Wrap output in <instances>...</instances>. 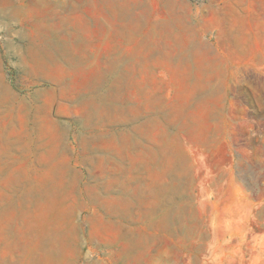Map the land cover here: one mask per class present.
<instances>
[{"label":"rangeland","instance_id":"1","mask_svg":"<svg viewBox=\"0 0 264 264\" xmlns=\"http://www.w3.org/2000/svg\"><path fill=\"white\" fill-rule=\"evenodd\" d=\"M13 1L0 264H264V0Z\"/></svg>","mask_w":264,"mask_h":264},{"label":"bare ground","instance_id":"2","mask_svg":"<svg viewBox=\"0 0 264 264\" xmlns=\"http://www.w3.org/2000/svg\"><path fill=\"white\" fill-rule=\"evenodd\" d=\"M7 6H8V5H7ZM5 8H6V7H5ZM116 16H117V15H116ZM117 22H118V21H117ZM121 22H122V21H121ZM131 22H132V21H131ZM131 22H130V24H131ZM133 22H134V21H133ZM118 27H120V26H118ZM121 28H122V24H121ZM119 31H120V30H119ZM62 59H63V58H62ZM65 61H67V60H65ZM61 65H63V64L61 63ZM63 66H64V65H63ZM38 75H39V74H38ZM34 76H35V75H34ZM36 77H37V76H36ZM93 77H94V76H93ZM37 78H38V77H37ZM115 80H116V79H115ZM87 82H88V81H87ZM115 82H116V81H115ZM117 82H118V81H117ZM117 82H116V83H117ZM120 82H121V81H120ZM95 85H96V84H95ZM61 86H63V85H61ZM120 86H121V85H120ZM83 87H84V86H83ZM83 87H81V88H83ZM118 88H119V86H118ZM64 89H65V88H64ZM96 89H97V87H96ZM98 89H99V88H98ZM79 91H80V90H79ZM82 92H83V91H82ZM96 92H97V91H96ZM9 93H10V92H9ZM85 93H86V92H85ZM102 94H103V93H102ZM76 95H77V94H76ZM106 95H107V94H106ZM11 96H12V95H11ZM76 97H77V96H76ZM10 99H11V98H10ZM73 99H74V98H72V100H73ZM64 100H65V99H64ZM109 100H110V99H109ZM90 101H91V100H90ZM97 103H98V102H97ZM2 104H3V103H2ZM94 104H96V102H95ZM99 104H100V103H99ZM96 105H97V104H96ZM96 105H94V106H96ZM99 106H100V105H99ZM96 107H97V106H96ZM96 107H95V108H96ZM107 107H108V106H107ZM90 108H91V107H90ZM92 108H94V107L92 106ZM99 108H101V107H99ZM110 108L112 109L113 107H110ZM96 109H98V108H96ZM96 109H95V110H96ZM103 109H104V108H103ZM106 109H107V108H106ZM111 109H109V112H111V111H110ZM114 109H115V108H114ZM95 110H94V111H95ZM76 111H77V110H76ZM86 111H87V110H86ZM94 111L91 110V113L94 112ZM100 111H101V110H100ZM104 111H105V110H104ZM107 112H108V111H107ZM95 113H96V111H95ZM106 114H107V113H106ZM112 114H113V113H112ZM124 114H125V113H124ZM92 116H94V114H93ZM92 116H91V117H92ZM105 116H106V115H105ZM101 117H102V116H101ZM127 117H128V116H127ZM138 117H139V116H138ZM138 117H137V119H138ZM99 118H100V117H99ZM128 118H129V117H128ZM92 119H93V118H92ZM95 119H98V118H95ZM119 119H120V118H118V120H119ZM121 119H122V118H121ZM79 120H80V119H79ZM99 120H100V119H99ZM103 120H104V119H103ZM126 120H127V119H126ZM130 120H132V119H130ZM133 120H134V119H133ZM86 121L88 122L89 120H86ZM96 121H97V120H96ZM87 122H86V123H87ZM102 122H103V121H102ZM118 122H119V121H118ZM86 123H85V124H86ZM106 123H107V122H106ZM120 123H121V122H120ZM124 123H125V122H124ZM127 123H128V121H127ZM87 124H88V123H87ZM113 124H114V123H113ZM80 125H81V124H80ZM93 125H94V124H93ZM114 125H115V124H114ZM94 126H95V125H94ZM137 127H138V126H137ZM119 133H120V132H119ZM131 133H132V132H131ZM117 134H118V133H117ZM95 135H98V134H95ZM81 137L83 138V135H82ZM84 137H85V136H84ZM93 137H94V136H93ZM93 137H92V138H93ZM112 140H113V139H112ZM85 141H86V140H85ZM85 141H84V142H85ZM13 144H14V143H13ZM116 144H117V143H116ZM139 145H140V144H139ZM106 152H107V151H106ZM110 153H111V152H110ZM110 155H111V154H110ZM87 157H88V156H87ZM102 157H103V156H102ZM107 157H108V156H107ZM92 161H93V160H92ZM87 162H88V161H87ZM90 162H91V161H90ZM102 162H104V161H102ZM116 162H117V161H116ZM92 163H93V162H92ZM85 165H86V164H85ZM86 167H88V166H86ZM89 169H91V166H90ZM64 171H65V170H64ZM2 172H3V171H2ZM86 173H87V172H86ZM102 173H103V171H102ZM104 174H105V173H104ZM87 175H88V174H87ZM110 175H111V174H110ZM87 177H90V176L88 175ZM67 179H68V178H67ZM93 179H94V178H93ZM93 179H92V180H93ZM66 181H67V180H66ZM109 181H110V180H109ZM116 181H117V180H116ZM118 181H119V180H118ZM118 181H117V183H118ZM98 182H99V181H98ZM99 184H100V182H99ZM109 187H111V186H109ZM113 190H114V189H113ZM108 192H109V191H108ZM114 192H116V191H114ZM29 193H30V191H29ZM99 195H100V194H99ZM110 196H111V195H110ZM107 197H108V196H107ZM94 200H95V199H94Z\"/></svg>","mask_w":264,"mask_h":264},{"label":"crops","instance_id":"3","mask_svg":"<svg viewBox=\"0 0 264 264\" xmlns=\"http://www.w3.org/2000/svg\"><path fill=\"white\" fill-rule=\"evenodd\" d=\"M17 2L13 0H0V10H3L4 13L5 11L10 12L14 16V13L21 8V5H17ZM233 9L237 10L238 7H233Z\"/></svg>","mask_w":264,"mask_h":264}]
</instances>
